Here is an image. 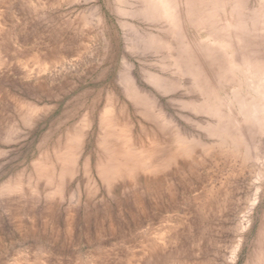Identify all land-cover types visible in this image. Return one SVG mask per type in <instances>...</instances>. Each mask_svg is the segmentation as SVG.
<instances>
[{"label": "rangeland", "instance_id": "obj_1", "mask_svg": "<svg viewBox=\"0 0 264 264\" xmlns=\"http://www.w3.org/2000/svg\"><path fill=\"white\" fill-rule=\"evenodd\" d=\"M257 74L264 0H0V264H264Z\"/></svg>", "mask_w": 264, "mask_h": 264}, {"label": "bare ground", "instance_id": "obj_2", "mask_svg": "<svg viewBox=\"0 0 264 264\" xmlns=\"http://www.w3.org/2000/svg\"><path fill=\"white\" fill-rule=\"evenodd\" d=\"M262 67V66H261ZM248 70V69H247ZM259 72H260V70H258ZM262 71H263V69L261 70V72L260 73H262ZM249 72V71H248ZM259 73V74H260ZM258 75V74H257ZM251 76V75H250ZM251 77H249V79H250ZM249 83V82H248ZM252 83L253 84H249V86H251L252 87V89H253V92H254V94L253 95H255V96H251V98H249V99H244L243 97L239 100V104H238V106H239V111L241 112V113H243L246 117H248V118H254L255 120L258 118V114H260V113H262V112H260L262 109H263V106H264V103L262 102L264 99H263V97H264V74L263 75H258L257 76V78L256 79H254V80H252ZM237 87V86H236ZM137 89V88H136ZM134 90V89H133ZM132 91V90H131ZM242 92V91H241ZM132 93H134V92H132ZM232 93V92H231ZM188 95V94H187ZM243 96V95H242ZM231 97V96H230ZM246 97V96H245ZM213 98H214V96H213ZM216 98V97H215ZM225 99H226V97H225ZM227 100V99H226ZM229 100V99H228ZM236 100V99H235ZM221 102V101H220ZM219 102V103H220ZM229 104V103H228ZM229 106V105H228ZM228 106H227V108H228ZM224 107H226V106H224ZM236 110V109H235ZM228 111V110H227ZM239 112V113H240ZM240 113V114H241ZM261 115V114H260ZM264 115V114H263ZM237 117H239V116H237ZM262 117V116H261ZM221 118V117H220ZM235 118H236V116H235ZM217 119V118H216ZM254 119H253V121H254ZM222 120V119H221ZM226 121V120H225ZM237 122H238V120H236ZM240 121V120H239ZM241 121H243L242 120V118H241ZM212 122V121H211ZM220 123H222V122H220ZM245 123V122H244ZM263 123H264V121H263ZM260 124H261V122H260ZM239 127V126H238ZM261 131H263V130H261ZM181 132H183V131H181ZM245 132V131H244ZM256 132H257V130H256ZM244 134V133H243ZM184 135V134H183ZM195 135V134H194ZM222 135V134H221ZM247 135V134H246ZM263 135V134H262ZM229 136V135H228ZM249 140V139H248ZM179 144V143H178ZM210 145V144H209ZM228 146V145H227ZM210 148V147H209ZM227 148V147H226ZM219 151V150H218ZM218 153V152H217ZM223 153V152H222ZM177 154V153H176ZM178 155V154H177ZM179 155H180V153H179ZM260 155V154H259ZM219 156H221V155H219ZM222 156H223V154H222ZM258 157V156H257ZM223 158H225V156L223 157ZM179 159V158H178ZM231 159V158H230ZM222 160V159H221ZM258 160H260V159H258ZM209 161V160H208ZM255 161H257L256 159H255ZM210 162V161H209ZM261 164H262V162H260ZM260 164V165H261ZM264 164V163H263ZM264 166V165H263ZM260 171V170H259ZM258 171V172H259ZM264 171V170H263ZM262 171V172H263ZM244 173V172H243ZM264 173V172H263ZM263 173H261V174H263ZM257 174V173H256ZM257 176V175H256ZM264 228V227H263ZM260 248V247H259ZM262 260V259H261ZM263 263V262H262Z\"/></svg>", "mask_w": 264, "mask_h": 264}]
</instances>
